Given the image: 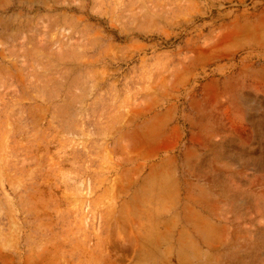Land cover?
<instances>
[{
    "label": "rangeland",
    "instance_id": "1",
    "mask_svg": "<svg viewBox=\"0 0 264 264\" xmlns=\"http://www.w3.org/2000/svg\"><path fill=\"white\" fill-rule=\"evenodd\" d=\"M0 264H264V0H0Z\"/></svg>",
    "mask_w": 264,
    "mask_h": 264
}]
</instances>
